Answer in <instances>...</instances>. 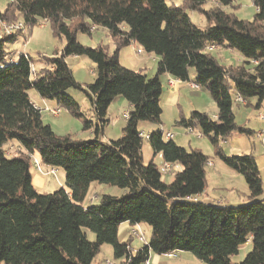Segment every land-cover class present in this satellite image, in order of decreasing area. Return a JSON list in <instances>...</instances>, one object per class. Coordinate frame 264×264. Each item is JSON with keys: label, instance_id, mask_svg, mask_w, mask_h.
Returning <instances> with one entry per match:
<instances>
[{"label": "trees", "instance_id": "obj_1", "mask_svg": "<svg viewBox=\"0 0 264 264\" xmlns=\"http://www.w3.org/2000/svg\"><path fill=\"white\" fill-rule=\"evenodd\" d=\"M216 1L220 6L205 9L206 0H183L178 6L166 0H9L0 10V22L21 20L30 31L46 21L53 35L64 39L53 56L42 57L44 66L35 69L33 77L31 57L20 52L11 59L12 52L6 50L22 31L0 33V264H91L105 243L118 264H145L152 252L173 251H188L205 264H264V202L259 198L262 181L256 160L252 154L226 155L221 147V140L235 131L250 134L235 121L236 96L256 109L264 103V0H251V20L224 10L236 2ZM188 11H199L210 24L194 25ZM98 27L108 32L113 52L77 40V32L90 35ZM130 42L158 57L153 75L120 63L119 51ZM209 44L237 50L242 62L221 65L206 49ZM72 55L94 63V79L84 87L66 62ZM191 67L195 84L208 91L217 114L213 119L192 111L175 124L201 131L219 159L242 176L249 192L243 204L221 206L193 199L204 189L209 156L164 138L160 127L148 134L153 154L160 153L164 163H179L182 169L167 183L160 167L142 159L139 122L162 123L160 76L167 73L188 81ZM69 87L84 93L93 119L66 93ZM30 88L56 100L83 130L92 129L93 136L56 134L32 103ZM117 96L129 103L128 117L119 138L104 140L107 109ZM11 142L16 147L6 156L4 146ZM27 153L36 154L45 166L63 169L65 187L38 192ZM92 183L124 192L102 194L97 204L83 206ZM124 222L150 226L149 240L135 251L131 238L117 237ZM86 229L94 240L87 238ZM247 241L250 250L233 262L231 256Z\"/></svg>", "mask_w": 264, "mask_h": 264}, {"label": "rangeland", "instance_id": "obj_2", "mask_svg": "<svg viewBox=\"0 0 264 264\" xmlns=\"http://www.w3.org/2000/svg\"><path fill=\"white\" fill-rule=\"evenodd\" d=\"M9 0H0V10L5 9L7 3ZM168 4H174V5H181L183 0H166ZM211 6H220L213 0H206V4L204 5V8L207 9ZM224 10L226 12L233 13L236 17L244 20H251L255 13V7L252 4L251 0H239V2L232 3L231 5L225 6ZM190 15L191 22L200 27L204 28L208 26L210 23L205 19V17L199 12V11H188ZM4 21L0 22V29L3 28ZM4 33V32H3ZM2 34V33H1ZM77 40L87 46H96L98 44L105 46L109 53L113 52L115 49L114 43L112 42L108 32L102 28L98 27L94 29L90 35L85 34L83 32H77L76 33ZM27 39V41H26ZM23 40V41H22ZM64 44L63 38H58L55 35H53L50 24L46 21L40 20L38 24L34 25L31 30L29 31L27 29L26 33L23 34L21 37H18L17 40L13 43H9L6 45V50L8 52H12L13 55H11V59H13L17 53L25 52L28 54L32 61L33 65L36 70L44 66L42 57H51L55 54V52L59 51L61 47ZM136 46V45H135ZM135 46L128 45L123 47L119 54L122 53V57L124 58L123 65L126 68L132 69V70H138V66L135 63L138 60H135L136 58L134 55H137ZM212 56H214L221 65L229 66V65H236L240 63V54L237 50H232L233 52H230L226 49V47L219 46L217 48H213L209 50ZM121 56V54H120ZM146 52H142L141 57H145ZM66 62L68 63L69 67L72 70L73 77L75 80L84 87L86 84L90 83L94 79V63L86 56H68L66 58ZM147 68L145 70V73L150 76L149 69L152 68V61H146ZM144 66V65H142ZM190 71H193V68H190ZM35 90L33 88L28 89V94L30 96L35 95ZM66 93L71 95L76 102L80 105V109L84 114H89V102L86 99L84 93L74 87H69L66 89ZM208 95V94H207ZM192 96L195 101L199 103V105H190L187 104V102L184 99V105L182 104L183 108L182 112L185 115H188L191 110H197L196 108H201L205 113L209 114L211 117L213 113V108H216V105L214 101L211 99V97L208 95L207 100L202 98V95H194L189 94L188 98L192 101ZM82 99H84V102H82ZM115 105V104H114ZM162 108V114H161V122L162 125L159 126L155 123L148 122V121H140L138 124V129L143 130L145 133H149V131L153 129H157L158 127L161 128L162 132H171L173 133L172 139L179 145L183 146L187 150L189 149H198L201 150L204 154L209 156V159L213 161L215 164L220 163L222 167H226L225 164L219 159V157L215 154V152L212 149V145L209 142L208 138L205 136L197 137L192 132H186L185 128L181 125L175 124V120L178 118L179 109L177 107H173L172 105H168L163 99L161 100L160 104ZM236 103H233L234 111H236V123L244 127V117H245V109L249 108L250 106H244L239 104V107H236ZM113 107V106H112ZM205 108V109H203ZM123 110H130L129 106H125L123 109H119L117 111L116 106H114L113 111V117L118 119V123L114 124L112 128H110L108 140L110 139H116L119 138L122 134L120 133V126L123 121H125L124 118L121 117V112ZM64 111V110H63ZM260 110L257 111V114ZM263 112V111H262ZM256 114L257 118L258 115ZM63 116V115H62ZM60 116V118H51L46 117L45 119L52 124V129L55 131L58 135H65L67 132L64 130L65 128L70 129L72 133H70L73 138H80L85 139L88 136L87 130L82 129V123L77 120L76 118L72 117L71 115H68V120L65 122L64 125V117ZM259 119V118H258ZM261 120V119H259ZM262 121V120H261ZM246 122V121H245ZM165 138V137H164ZM226 143L221 144V147L223 148V151L226 155H242V154H252L255 158L256 162L259 164H262L264 162V144L261 142L256 136L250 135L248 133H240L239 131L233 132L228 138H226ZM16 147L15 145L9 144L7 147ZM142 159L147 162L152 160L153 158V152L149 146L147 138L142 139ZM36 155V154H35ZM37 156V155H36ZM153 163H155L158 167H160L163 164V160L161 158L157 157L154 158ZM32 169H34L31 166ZM30 168L31 171H33ZM61 169V168H59ZM63 170V169H62ZM206 172L210 170L209 166H206L205 168ZM61 173V172H60ZM57 175V181L62 179V186L65 187L64 178H61V174ZM242 177V176H241ZM163 178V176H162ZM212 175L208 173L207 176V184L208 187L212 185L213 180L211 179ZM49 180V178H47ZM164 181L169 183L173 179V173L167 174L164 178ZM243 179V178H241ZM54 182V185H52V182L48 184L46 183V189L47 191H42V189H37L38 192H49L57 189L59 186L55 187L56 180L55 178L50 179ZM244 181V179H243ZM245 182V181H244ZM243 182V183H244ZM124 192L123 189L113 186V185H106V184H98V183H92V185L89 187V190L87 192V195L83 201V204H97L100 200V197L102 194H109L113 196H120ZM91 195H97V198L95 200H90ZM144 230L142 231V234L144 238L148 241L150 237V226L147 223H143ZM87 238L89 240H94V234L86 229ZM121 238V236L119 237ZM251 245H243L238 253L231 256V260L233 262H239L241 261L246 253L250 250ZM151 255H154V252L151 253ZM159 264H205L202 260L196 258L192 253L188 251H173L172 256H167L166 253L159 256ZM112 261L116 264L119 263L120 260L115 259L112 254V247L110 244H103L100 248V251L98 254L93 258L91 264H106V261ZM150 264V263H149ZM151 264H153L151 262Z\"/></svg>", "mask_w": 264, "mask_h": 264}, {"label": "crops", "instance_id": "obj_3", "mask_svg": "<svg viewBox=\"0 0 264 264\" xmlns=\"http://www.w3.org/2000/svg\"><path fill=\"white\" fill-rule=\"evenodd\" d=\"M129 45H132V46L136 45L135 47L136 48L138 47L135 42H130ZM223 47H226V46H223ZM226 49L230 52H233L232 51L233 49H230L228 47H226ZM120 54H121V56H120ZM120 54L118 55L119 61L122 65H125L123 63L124 58L122 57V53H120ZM138 55L139 56L134 55V57L136 58L135 60H138L135 63L136 65H139L138 70L145 72V70L147 68L146 61L147 60L152 61L153 66H152V68H148V69H149V73H150L149 75H153L156 71V63H157L158 57L155 56L153 53H146L145 57H141L142 53H140ZM239 60L241 63L242 57H240ZM142 65H144V66H142ZM195 78H196V74H195L194 69H193V71H190V69H189V80L188 81L177 80L176 78L172 77L171 75H169L167 73L162 74L160 76V82H161V88H162L161 95H160V104H161V100L163 99L168 105H172L174 108L177 107L179 109L178 118H179V116H183V117L187 118L192 111L205 112L201 108H196L197 110H191L188 115H185L182 112V109H185L182 106V104L184 105V102H183L184 99L187 102V104H190L192 106L199 105V103L194 100L193 96H192V101L190 100V98H188L189 94L202 95L203 96L202 98H204L205 100H207V96L209 95L208 91H206L204 88L192 87L191 83H195ZM169 80H172L173 82L169 83ZM30 99H31L32 103L40 109L41 118L45 123L50 124V122H48V120L45 119L46 117L60 118V116L63 115L62 117H64L63 120H64V125H65V122L68 120V115H70V114L66 110L60 108L58 106L56 100L42 98L37 93H35V95L30 96ZM82 102H84V99H82ZM251 102L253 104L255 102V99L254 98L251 99ZM239 104L247 106V107L250 106L249 108L245 109V112H243L246 114L244 117L245 120L243 122L245 124H243V126L245 128H247L248 130H250V135H254V133L256 131L263 129L264 121L259 120L257 118L256 114H257L258 110L264 112V103H262L261 106L257 109L251 105H247L244 103H236V105H237L236 107H239L238 106ZM126 105L130 107L129 103L123 97L117 96L113 99V101L108 106V109H107L108 123L104 127V132H103V136H102V138L104 140H108V137H110V136H108L109 135L108 130L110 128H112V126L114 124L118 123V119L113 117L114 106H116L117 111H119V109H123ZM46 109H58V113H57V115H53L50 112H48V110H46ZM203 109H205V108H203ZM89 110H90V113L87 114V116L89 118L93 119V115H92L90 106H89ZM125 111L128 112V110H123L121 112L122 118H124L122 116V114ZM233 112H234V118L236 121V111H234V108H233ZM216 114H217V108H213V113H212L211 117L214 119L216 117ZM176 120H175V122H176ZM124 125H125V121H123L121 126H120V133L121 134H122V129H123ZM161 125H162V123H161ZM50 126L52 127V124H50ZM64 130L68 134L72 133L70 129L65 128ZM153 130H155V129L152 128L149 131V133ZM140 131L143 132V130H140ZM87 133H88V135H87L88 137L85 139L91 138L93 136L92 129L87 130ZM149 133H146V134H149ZM259 140L261 142H263V144H264V139L263 140L259 139ZM226 142H227L226 139L221 140V144H224ZM12 143L13 142H11V144ZM157 157L161 158V160H162L161 154L157 153V154H153L152 161H154V158H157ZM208 161L211 163V165H207L210 167V170L208 171V173H210L212 175L211 179L213 180V183H212V185H210L208 187V184H207L208 173L205 170L206 182H205L204 189L201 193L197 194L193 199L199 200V201L207 203V204H218L221 206H223V205H239V204H243V203L247 202L249 200V195H248L249 192H248V188H247L246 183L243 181V179H241L242 178L241 175L239 173H237L236 171H234L233 169L227 167L226 165H225L226 167L224 168L220 165V163L215 164L210 159ZM146 163H147V161L145 160L144 164H146ZM163 164H164V161H163ZM256 164H257V168L259 170V175H260V178L262 181V194L260 195L259 198L262 199L264 202V162L262 164H259L258 162H256ZM42 166L44 169L47 168V166H45V165H42ZM55 169H56L55 174H42V173L36 172L34 169H32L33 171L30 170L31 182H32L33 186L37 189H42V191H47V190H43V189H46L45 186H46L47 182H48V184L50 182H52V185H54V182L50 180L52 178H55V180H56L55 187H57L59 185L62 186V179L61 180L59 179L57 181V175L61 172L60 173L61 178H64V175H65L64 171L62 169H59V168H55ZM47 178H49V180ZM61 186H59V187H61ZM49 192H52V191H49ZM40 193H48V192H40ZM82 205L88 206L90 204L88 203V204L84 205L82 202ZM137 225L140 227L141 231L144 230L143 223H139ZM131 228H132V225L128 224L127 222L122 223L119 226L117 237L120 241H126L127 239L131 238V248L133 251H135L137 248H139L142 245L131 235ZM120 236H121V238H119ZM146 242H147V240H146ZM247 244H250V242L247 241L244 245H247ZM160 255H162V254L154 253V255H151V253H150V256H149L148 261H147L148 264L149 263L151 264V262L153 264H159V260H160L159 256Z\"/></svg>", "mask_w": 264, "mask_h": 264}, {"label": "built area", "instance_id": "obj_4", "mask_svg": "<svg viewBox=\"0 0 264 264\" xmlns=\"http://www.w3.org/2000/svg\"><path fill=\"white\" fill-rule=\"evenodd\" d=\"M214 2H216L217 4H219L218 1L216 0H213ZM233 2H238L239 0H232ZM16 31H22L23 34L26 33L27 31V27L26 25L21 21V20H13V21H5L4 20V29H0V33H3L4 32V35H11L13 33H15ZM27 41V39H26ZM218 45L216 44H209L206 49L209 51L213 48H217ZM136 52L137 54H140L143 52V50L141 48H137L136 49ZM259 60L258 59H252L251 60V63L253 65H256L258 64ZM30 75L35 77L36 76V70L34 68L33 65L30 66ZM173 81L172 80H169V83H172ZM192 87L194 88H198L199 86L195 83H191ZM235 103H243V99L240 97V96H236L235 98ZM35 106V105H34ZM37 109H39L37 106H35ZM40 110V109H39ZM48 110V112H50L51 114L53 115H57L58 113V109H46ZM258 118L261 119L262 121H264V112L262 111H259L258 112ZM122 116L124 118H127L128 117V112L125 111ZM185 131L186 132H192L194 133L197 137H202V133L201 131L197 130V129H193L191 127H186L185 128ZM163 133V132H162ZM255 136L259 139H264V127L263 129L261 130H258L256 131L255 133ZM163 136L165 138H172L173 137V133L171 132H165L163 133ZM139 137L140 138H148L149 135L146 134V133H143V132H140L139 133ZM4 154L6 156H10L13 152H14V147L11 146V147H7L4 146ZM29 158H30V163H31V166L34 168V170L36 172H39V173H42V174H55L56 172V169L55 167H52V166H47L46 169L43 168L41 161L40 159L35 155V154H32V153H27ZM207 165H211V163L208 161L207 162ZM182 168L181 164L179 163H164L162 166H160V171H161V175L164 177L165 175L167 174H170V173H176L178 171H180ZM97 198V195H91L90 197V200H95ZM131 235L141 244H145L146 243V240L142 234V231L140 229V227L136 224L134 226H132L131 228ZM167 256H171L172 255V252H168L166 253ZM106 264H116L112 261H106ZM145 264H148V262H146Z\"/></svg>", "mask_w": 264, "mask_h": 264}, {"label": "bare ground", "instance_id": "obj_5", "mask_svg": "<svg viewBox=\"0 0 264 264\" xmlns=\"http://www.w3.org/2000/svg\"><path fill=\"white\" fill-rule=\"evenodd\" d=\"M1 29H4V25H3V28H1Z\"/></svg>", "mask_w": 264, "mask_h": 264}]
</instances>
